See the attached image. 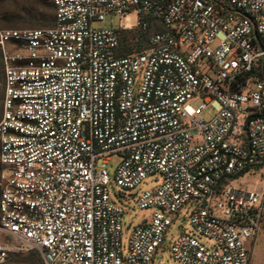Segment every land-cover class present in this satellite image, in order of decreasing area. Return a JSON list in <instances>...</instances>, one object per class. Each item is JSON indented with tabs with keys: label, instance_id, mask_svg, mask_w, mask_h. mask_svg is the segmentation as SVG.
<instances>
[{
	"label": "built area",
	"instance_id": "1",
	"mask_svg": "<svg viewBox=\"0 0 264 264\" xmlns=\"http://www.w3.org/2000/svg\"><path fill=\"white\" fill-rule=\"evenodd\" d=\"M52 3L51 27L0 26V264L32 249L46 264H154L168 241L178 264H251L264 0ZM257 173L261 187L233 185ZM148 179L134 200L151 215L125 229L112 186ZM183 211L194 231L172 236Z\"/></svg>",
	"mask_w": 264,
	"mask_h": 264
},
{
	"label": "rangeland",
	"instance_id": "2",
	"mask_svg": "<svg viewBox=\"0 0 264 264\" xmlns=\"http://www.w3.org/2000/svg\"><path fill=\"white\" fill-rule=\"evenodd\" d=\"M45 3L50 2L51 0H0V19L7 17L14 12L19 11L22 8H35L38 2ZM117 18L114 19V25H117ZM24 26H20L16 29L25 30V29H35V28H44L48 26H40L38 21L27 20L24 22ZM2 28L11 29L9 25H5L1 22L0 25ZM35 26V27H33ZM103 26L108 27L109 21ZM15 29V28H14ZM2 80V75L0 72V81ZM1 91L2 88L0 87ZM3 92V91H2ZM1 92V96H2ZM2 115V101H0V119ZM119 159H114L112 165L109 167L110 176L114 178L115 167L118 164ZM234 186L240 187H261L262 186V177L259 173L255 175L246 174L241 179H239ZM152 187V179H148L144 181L135 191L131 190H122L115 183L112 186L113 192V200L117 204L123 206L125 210L124 218H123V226L125 229L132 230L134 227L139 225L144 218H147L151 215L150 210H140L135 205L134 197H136L135 193H140L141 191L148 190ZM122 192L124 195L120 197L119 193ZM184 231H194L191 224L190 218L188 214L183 211L179 218L175 221L172 226L171 234L172 236H178L180 233ZM198 237L207 245H210L211 242L203 236L198 235ZM4 264H44L42 260V255L35 249L28 250L25 252H21L16 256H11ZM154 264H178L172 257L170 252V244H168L166 248L161 252L155 255ZM251 264H264V209H263V217H262V227L260 232L258 233L257 240L254 246L252 263Z\"/></svg>",
	"mask_w": 264,
	"mask_h": 264
},
{
	"label": "trees",
	"instance_id": "3",
	"mask_svg": "<svg viewBox=\"0 0 264 264\" xmlns=\"http://www.w3.org/2000/svg\"><path fill=\"white\" fill-rule=\"evenodd\" d=\"M27 20L28 21L29 20L38 21L39 24H41L40 26L42 25L48 26V27L53 26L55 22V8L52 3V0L50 2L47 1L46 5L45 3L43 4L39 1L35 8H32V7L22 8L19 11L14 12L13 14L7 17L2 18V21L0 19V25H1V22H3L5 25H9L10 27L12 26L13 28L11 29H14V28L16 29L20 26H24L25 25L24 22H26ZM0 68H1V63H0ZM2 91L0 89V101L3 100ZM1 92H2V96H1ZM16 255L18 254H14L13 256H16ZM44 264L46 263L44 262Z\"/></svg>",
	"mask_w": 264,
	"mask_h": 264
}]
</instances>
